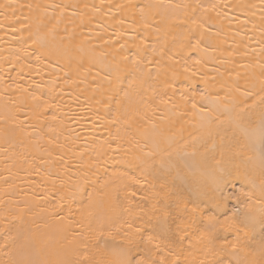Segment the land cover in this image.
<instances>
[{"label":"bare ground","instance_id":"obj_1","mask_svg":"<svg viewBox=\"0 0 264 264\" xmlns=\"http://www.w3.org/2000/svg\"><path fill=\"white\" fill-rule=\"evenodd\" d=\"M262 120L264 0H0V264H116L124 249L133 264H264ZM228 184L248 201L240 217ZM197 190L205 223L235 224V256L209 253L237 234L212 239L205 223L168 251L131 243L162 202Z\"/></svg>","mask_w":264,"mask_h":264},{"label":"snow or ice","instance_id":"obj_2","mask_svg":"<svg viewBox=\"0 0 264 264\" xmlns=\"http://www.w3.org/2000/svg\"><path fill=\"white\" fill-rule=\"evenodd\" d=\"M203 7V6H201ZM200 28H204L203 24L199 25ZM203 37L195 39V43H192V39L189 38L188 40V50L191 52L192 50H198L200 48L201 39ZM145 41H140L139 44L136 45L137 53L135 58H129V57H121V61L114 69L115 75L112 77V81L114 82L113 92L115 94H118L119 91H122V89H119L118 85L120 83L121 75L124 71L127 70L128 65L132 66H138L140 64V58L144 55L146 52V48L143 47ZM123 47V46H122ZM39 51V50H38ZM153 53H155L157 50L155 48L152 49ZM36 59L39 60L40 56L37 55ZM188 59H191V56L189 55ZM176 63H179V61H176ZM185 64H187V60L184 61ZM200 63L199 60L195 61L192 64V68H195V65ZM183 68V71L185 73L191 72V68L185 67L184 65H181ZM111 75V73H110ZM196 76L195 72H192L191 76H188L187 79L192 81V83H195L194 77ZM17 89H22L23 86L19 83L16 84ZM187 92V89L185 90ZM126 94V93H125ZM197 96L201 101L206 100V96L203 92H197L192 91L188 92L187 99L188 103L191 105L193 109H197L198 105L196 103ZM182 99L185 97L182 96ZM34 100H39L38 97L33 96ZM162 103H166L167 101L161 100ZM46 105V102L40 101L37 105V109L42 110V108ZM119 112V110H118ZM237 126L239 127V122L237 121ZM243 130V129H242ZM259 144L261 146V156L262 159H264V120H262L260 128H259ZM179 178V174L177 176ZM130 179L133 181L134 184H139L140 180H138L135 176L130 177ZM132 196H135V192L131 193ZM201 193L197 191H192L188 193L187 197H177L175 200H173L171 203H169L167 200L162 202L161 207L159 209V214L157 215L155 212L153 213V216L151 219L147 222L149 227L151 228V232L147 234L146 239L144 235L140 234L139 228H137L132 237H131V243L133 245L139 246L141 243L147 244V245H154V247L162 252L168 251L173 245L176 247H179L182 238L184 235L188 233V229L197 227L199 223H205L204 219L202 217V204L203 201H200ZM264 195V193H262ZM195 196L196 199H192V197ZM226 197L223 195L220 196H213L212 202L215 204V207L219 210L226 206L225 201ZM191 203L192 207L189 208L188 204ZM235 215V214H234ZM154 220L155 223H152L151 221ZM245 227L251 226L255 224L254 218H245ZM219 225V227H217ZM261 225L264 226V219L261 221ZM132 225L129 224V228H131ZM235 231L237 234V242H227L225 241L224 244L220 245L219 249L213 247L209 249V253L215 258L219 256H235L236 255V248L237 243L239 240V232L235 227L234 223H229L228 221H224L221 223L215 216H208L206 223H205V234L211 237L212 239H220L222 232H230ZM231 248V252L228 251V249ZM129 249H124L120 253V258L117 260L116 264H133V261L129 259ZM20 264H40L39 261H21ZM135 264H145L144 261H136ZM213 264H240L238 260H213Z\"/></svg>","mask_w":264,"mask_h":264},{"label":"rangeland","instance_id":"obj_3","mask_svg":"<svg viewBox=\"0 0 264 264\" xmlns=\"http://www.w3.org/2000/svg\"><path fill=\"white\" fill-rule=\"evenodd\" d=\"M215 149V147L211 148ZM238 185H231L228 184L225 186L226 193L229 195V204L227 206V212H229V215L235 214L236 217H240L244 213V206L247 205L248 201H245L243 196L240 194V188H238ZM180 188V187H179ZM182 189V188H181ZM209 189V187H207ZM182 194V193H180ZM207 210H211V212H216V208L213 206L207 207ZM257 238L263 239L264 240V226L262 229V232L256 236ZM264 242V241H263Z\"/></svg>","mask_w":264,"mask_h":264}]
</instances>
